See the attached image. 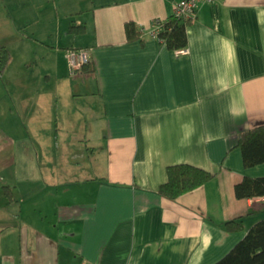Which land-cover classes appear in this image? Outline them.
<instances>
[{"label": "crops", "instance_id": "1", "mask_svg": "<svg viewBox=\"0 0 264 264\" xmlns=\"http://www.w3.org/2000/svg\"><path fill=\"white\" fill-rule=\"evenodd\" d=\"M0 1L51 23L0 41V264H212L264 218V194L234 192L264 176L236 145L264 123V0L200 4L180 52L149 31L175 0ZM69 47L93 70L70 74ZM176 163L213 176L166 198Z\"/></svg>", "mask_w": 264, "mask_h": 264}, {"label": "trees", "instance_id": "2", "mask_svg": "<svg viewBox=\"0 0 264 264\" xmlns=\"http://www.w3.org/2000/svg\"><path fill=\"white\" fill-rule=\"evenodd\" d=\"M159 22L157 37L162 39L168 49L181 51L187 45L186 26L191 18L182 19L173 14L164 19H155L151 26ZM83 24H70L69 32L80 33ZM126 40L138 39L141 29L131 21L124 22ZM70 48V47H69ZM10 53L5 46H0V71L8 63ZM91 60L83 63L78 72L92 71ZM236 145L240 148L245 166L264 162V123L240 131L236 136ZM166 181L158 186V193L174 199L181 193L193 189L210 179L213 174L201 167L188 163H176L166 166ZM237 197H250L264 194V176H244L234 185ZM224 227L229 231L241 230V216L226 220ZM212 264H264V218L252 224L245 235L238 240L221 258Z\"/></svg>", "mask_w": 264, "mask_h": 264}, {"label": "rangeland", "instance_id": "3", "mask_svg": "<svg viewBox=\"0 0 264 264\" xmlns=\"http://www.w3.org/2000/svg\"><path fill=\"white\" fill-rule=\"evenodd\" d=\"M15 6V5H14ZM10 7L6 5V1H0V41L1 42H8L11 45H14V35H13V26H15L16 31L18 29H20V31H23L22 29H25L26 26L30 27V31H33L34 33H36L37 35H41V33L44 32H49L50 29V21H47V19H44V17H41V19H36L33 22H30L29 24H27L26 22V16L20 15L19 13L22 12V10H18L16 8ZM8 13H10L11 15V27L7 26V25H3L2 22L3 20L6 19V17H8ZM15 18V19H14ZM14 19V21H12ZM77 20V18H76ZM26 33H31V32H25V35H27ZM62 37L61 41H64V36L66 35V28H62L59 34ZM66 38H68V36H66ZM15 46V45H14ZM57 117V115H56ZM58 121L59 117L57 118Z\"/></svg>", "mask_w": 264, "mask_h": 264}, {"label": "built area", "instance_id": "4", "mask_svg": "<svg viewBox=\"0 0 264 264\" xmlns=\"http://www.w3.org/2000/svg\"><path fill=\"white\" fill-rule=\"evenodd\" d=\"M213 1L215 0H175L172 4L171 14L182 19L191 18L195 15L200 4ZM159 25V22L156 21L150 26L149 31L152 35L157 36ZM181 51H184V49ZM66 59L69 73L75 74L81 68L82 64L90 59V55L85 48L70 47L66 49Z\"/></svg>", "mask_w": 264, "mask_h": 264}]
</instances>
